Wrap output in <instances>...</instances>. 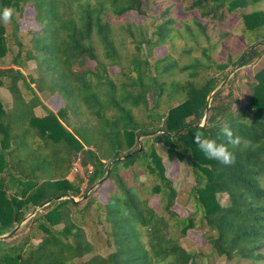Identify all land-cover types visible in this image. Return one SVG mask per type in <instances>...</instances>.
Here are the masks:
<instances>
[{
	"label": "trees",
	"instance_id": "16d2710c",
	"mask_svg": "<svg viewBox=\"0 0 264 264\" xmlns=\"http://www.w3.org/2000/svg\"><path fill=\"white\" fill-rule=\"evenodd\" d=\"M160 2L0 0L15 9L0 20V235L48 201L19 241L0 239V264H264V0H180L196 15L180 26L164 18L151 34L129 19ZM26 12L36 26L22 30ZM238 19L249 50L217 59L209 30L222 39ZM252 58L259 66L239 76L244 103L216 104L219 89L205 112L218 72ZM56 98L55 110L44 103ZM225 119L242 138L228 166L193 142L198 131L224 142ZM165 160L192 176L185 215ZM94 184L104 199L78 207L72 197ZM89 221L104 230L100 247ZM191 229H203L208 253L183 245Z\"/></svg>",
	"mask_w": 264,
	"mask_h": 264
},
{
	"label": "rangeland",
	"instance_id": "374dc122",
	"mask_svg": "<svg viewBox=\"0 0 264 264\" xmlns=\"http://www.w3.org/2000/svg\"><path fill=\"white\" fill-rule=\"evenodd\" d=\"M162 2L159 3L158 6H155L153 9H151L148 12L147 18H143L139 15H137L136 12L132 11L130 14L129 19L134 22H139L143 26V31H147V34H151L153 31L155 25L162 22L164 18H170L174 20L175 26H180L182 21H189L190 17L196 15L195 12H187L184 10L180 0H161ZM165 7H169V13L166 15H162V10ZM261 9H264V2L261 4ZM242 11L248 12L250 11L249 8H241ZM25 14V13H24ZM36 25L31 21L30 19V12H26L25 15L20 19V29H28L30 27H35ZM210 35V47L212 49V54L217 57V59H226V55L228 52H231L235 55L237 52L236 58L237 61L242 59L244 53H246L249 50V46L252 44H249L244 37L242 30H241V21L240 19L235 21V24L232 28H230L229 34L220 39L218 36V29L213 28L212 30H209ZM175 44L173 45V49L179 48L178 41L174 40ZM173 41V42H174ZM257 42V41H256ZM258 42H261L258 40ZM171 42L166 39V42L163 43V49L168 50L170 47ZM264 49V43H261L258 45L257 50L261 51ZM197 53V52H196ZM9 64V58L6 57L2 60H0V65L6 66ZM260 62L256 61V58H252L251 61L248 63H245L243 65H240L237 67L233 73H229L235 65L229 66L226 69L223 70V72H218L219 78L215 81V88L216 89L220 83L224 80L226 75H229V78L222 86V91L219 95V98L216 100V104L220 103L221 101H229L230 106L232 110H236L241 104L244 103L242 99V91L245 89V86L241 80L239 79V76L241 73L246 72L249 75L252 74V72L259 66ZM32 66V63L30 64ZM238 74V75H236ZM236 75V76H235ZM214 91V90H213ZM3 93V90L1 91ZM0 93V94H2ZM212 93V92H211ZM60 98L59 101H56L54 105H52L53 108H57L60 104ZM71 121V120H69ZM163 159H165V155H163ZM165 165V173L168 175L169 178L172 179L173 185L175 186L177 192H178V199L177 203L174 204V210L179 215H185L186 210L190 208V203H187L186 207H183L180 203L182 201L186 200V194L189 191L191 185L193 184V179L189 171L187 170V167L183 163H179L176 160L173 161H164ZM77 168V165H74ZM98 184H94L90 187V189L86 192L84 196L81 197H74V199L77 200L78 207H82L84 202L86 201V196H90L92 194L95 195L97 200H103L104 199V193L101 190H94L95 187ZM218 198L225 202L226 196L224 194H219ZM152 202L155 203L156 200L152 199ZM89 236L91 240L95 243L97 247H100L104 244L103 240V232L101 226L94 223H91L89 221ZM27 223H23L19 226V228L13 232L10 236L6 237L4 240L7 242H17L21 239V237L26 233L27 231ZM13 229V228H12ZM12 229L7 231L6 233H3L1 235H6L8 232H10ZM171 231H174L173 227H170ZM203 229H194L189 230L186 236L181 238V241L183 245L186 247L189 251H196L201 249L204 253L209 252V245L205 242V239L202 235ZM175 233H178L176 231ZM3 237V236H2ZM1 238V237H0ZM212 260V258H211ZM212 264H223V261H214L212 260Z\"/></svg>",
	"mask_w": 264,
	"mask_h": 264
},
{
	"label": "clouds",
	"instance_id": "9594fccd",
	"mask_svg": "<svg viewBox=\"0 0 264 264\" xmlns=\"http://www.w3.org/2000/svg\"><path fill=\"white\" fill-rule=\"evenodd\" d=\"M15 9L5 6L0 9V20L5 24L11 22ZM219 128L224 142H218L215 138L206 137L203 132L194 133L193 142L198 146L201 152L209 159H214L220 164L228 166L235 163V154L230 150L238 148L242 143V138L235 135L232 126L228 120H221Z\"/></svg>",
	"mask_w": 264,
	"mask_h": 264
},
{
	"label": "water",
	"instance_id": "95a60500",
	"mask_svg": "<svg viewBox=\"0 0 264 264\" xmlns=\"http://www.w3.org/2000/svg\"><path fill=\"white\" fill-rule=\"evenodd\" d=\"M237 67H239V63L236 64V65L233 67V69H232L229 73H230V74L233 73L234 70H235ZM228 78H229V75H226V77L224 78V80L222 81V83H220V85H219L216 89H214V91H212V93L207 97V105H206L205 112H207V110H208L209 102L211 101V98H212L213 94H214L216 91H218L219 89L222 88L223 84L227 81ZM204 122H205V116H204L203 119H202V123H201V125H203ZM110 165H111V164H109V166L107 167V170H106L105 174L108 172V170H109V168H110ZM60 198H63V196H57V197H55V199H60ZM72 199H73L74 201H77L76 199H74V197H72ZM47 203H48V201H44V202L40 203L38 206H36L32 211H30L27 215H25V216H24V217L18 222V224H17L15 227H13V229H12L10 232H8L6 235H4L3 237H1L0 239H3V240H4L6 237L10 236L13 232H15V231L19 228V226H20L21 224H23L24 222H26L31 216H33V215H34V214H35V213H36L41 207H43V206L46 205Z\"/></svg>",
	"mask_w": 264,
	"mask_h": 264
},
{
	"label": "crops",
	"instance_id": "0c3cea01",
	"mask_svg": "<svg viewBox=\"0 0 264 264\" xmlns=\"http://www.w3.org/2000/svg\"><path fill=\"white\" fill-rule=\"evenodd\" d=\"M3 90V93L1 92ZM0 93H2L1 95L6 99L8 100L9 99V93L7 92V90H5L4 88H1L0 87ZM56 101H59V98H56V99H52V100H46L44 101V103L50 107L52 110H55L56 108H53L52 105H54L56 103ZM37 111H41L40 108H37L36 109Z\"/></svg>",
	"mask_w": 264,
	"mask_h": 264
},
{
	"label": "bare ground",
	"instance_id": "6f19581e",
	"mask_svg": "<svg viewBox=\"0 0 264 264\" xmlns=\"http://www.w3.org/2000/svg\"><path fill=\"white\" fill-rule=\"evenodd\" d=\"M2 236H4V235H0V237H2Z\"/></svg>",
	"mask_w": 264,
	"mask_h": 264
}]
</instances>
